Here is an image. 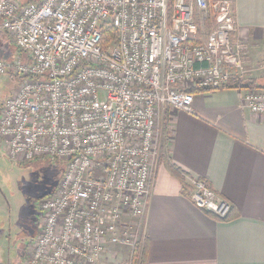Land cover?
<instances>
[{
	"label": "built area",
	"instance_id": "built-area-1",
	"mask_svg": "<svg viewBox=\"0 0 264 264\" xmlns=\"http://www.w3.org/2000/svg\"><path fill=\"white\" fill-rule=\"evenodd\" d=\"M0 30L21 53L0 64L19 78L0 115V146L18 163L65 164L38 201L24 264H102L115 247L130 250L123 264H132L170 113L192 112L191 90L244 83L252 72L248 44L232 37V2L0 0ZM241 92L242 106L263 116L264 89ZM189 197L218 219L230 212L203 180L190 182Z\"/></svg>",
	"mask_w": 264,
	"mask_h": 264
},
{
	"label": "crops",
	"instance_id": "crops-1",
	"mask_svg": "<svg viewBox=\"0 0 264 264\" xmlns=\"http://www.w3.org/2000/svg\"><path fill=\"white\" fill-rule=\"evenodd\" d=\"M229 1L232 37L248 44L249 79L264 78V0ZM241 95L201 90L191 113H170V146L159 154L147 206L145 264H264V115L243 107ZM192 180L230 205L226 219L191 201ZM122 256L107 255L102 264H121Z\"/></svg>",
	"mask_w": 264,
	"mask_h": 264
},
{
	"label": "rangeland",
	"instance_id": "rangeland-1",
	"mask_svg": "<svg viewBox=\"0 0 264 264\" xmlns=\"http://www.w3.org/2000/svg\"><path fill=\"white\" fill-rule=\"evenodd\" d=\"M15 1L26 4L41 0ZM19 56L21 53L11 37L0 30V64L10 66ZM18 86L19 78L12 72L6 70L0 73V115L4 102L15 93ZM161 125L162 119L159 120L158 129ZM64 169L65 164L57 160L18 163L9 159L0 146V238L3 241L0 246V264H17L21 255L24 258L19 264H24L29 243L38 230V201L54 191ZM111 250L115 258L123 254L121 264L128 259L130 250L127 248L115 247Z\"/></svg>",
	"mask_w": 264,
	"mask_h": 264
},
{
	"label": "trees",
	"instance_id": "trees-1",
	"mask_svg": "<svg viewBox=\"0 0 264 264\" xmlns=\"http://www.w3.org/2000/svg\"><path fill=\"white\" fill-rule=\"evenodd\" d=\"M104 35L109 36L111 35L113 37L114 30L112 27L107 26L104 28ZM237 89L239 91H243L246 89H254V88H261L264 89V78L260 79H247L244 83L237 82L236 80H233L229 86L226 87ZM201 90H191V93H197ZM162 150V149H161ZM161 152V151H160ZM52 192H49L45 196L51 194ZM145 256H146V242L143 243L142 248H135L133 252V262L132 264H145Z\"/></svg>",
	"mask_w": 264,
	"mask_h": 264
}]
</instances>
